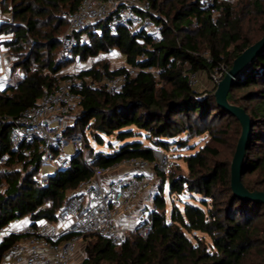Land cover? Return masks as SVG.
<instances>
[{
	"label": "trees",
	"instance_id": "obj_1",
	"mask_svg": "<svg viewBox=\"0 0 264 264\" xmlns=\"http://www.w3.org/2000/svg\"><path fill=\"white\" fill-rule=\"evenodd\" d=\"M149 1L152 10L159 14L153 16L161 29L159 43H153L152 36L144 30L132 33L122 27L112 34L103 22L76 34L78 38L86 36V40L69 60L61 55L60 37L67 28L65 15L75 11L81 0L1 1L2 12L10 7L12 16V23H0V35H12L3 44L12 57L10 71L14 74L18 70L22 76L17 83L6 84L0 90V161L7 156L5 165L22 166L26 154L12 148L6 116H18L36 105L45 91H55L65 78L60 72L66 66L92 60L94 66L84 73L96 74L101 68L110 75L120 74L126 66H138L141 71L116 94L107 93L103 87L86 90L70 133L80 132L87 137L86 132L91 130L99 145L104 144L106 135L116 134L120 141L135 137L133 129H126L129 127L146 131L152 145L158 147H166L169 144L164 140L184 133L192 138L209 132L210 140L185 158L188 175L171 174L172 163L168 174L156 170L162 179L155 199L159 211L152 215L154 228L147 239L131 233L124 245L114 246L100 237L85 236L86 257L81 264H264V205L234 196L230 189L232 160H216L220 151L213 146L229 140L237 142L241 133L239 121L217 106L215 87L198 100L201 94L188 86L180 70L168 68L176 60H187L192 70L206 74L219 63L228 65L230 70L234 59L264 36V0L248 2L246 13L238 12L230 0H218L220 14L216 22H212L211 12L203 7L202 0ZM250 6L255 13L249 10ZM203 46L209 50L212 63L201 56ZM114 50L125 58L126 65L119 69L112 68L103 56ZM153 67L158 69L157 75L145 71ZM238 76L228 101L246 110L252 126L242 182L249 191H264V51ZM211 119L226 123L212 130ZM87 141L88 138L85 155L73 156L71 168L50 175L47 186L32 179L42 166V156L38 154L24 163L22 172H0V187L4 186V191L0 190V227L25 217L32 222L54 221L58 209L93 174L86 163L90 159L92 165L102 168L129 158L154 160L153 148L140 141L125 143L109 154L94 151ZM186 142L176 143L185 147ZM255 175L257 179L250 178ZM167 183L170 194H197L210 199L211 206L207 207L205 200V209L185 203L179 210L174 205L168 218L164 194ZM197 232L210 237L211 249ZM190 233L192 239L188 237ZM17 240L19 236L12 234L0 244V263Z\"/></svg>",
	"mask_w": 264,
	"mask_h": 264
},
{
	"label": "built area",
	"instance_id": "obj_2",
	"mask_svg": "<svg viewBox=\"0 0 264 264\" xmlns=\"http://www.w3.org/2000/svg\"><path fill=\"white\" fill-rule=\"evenodd\" d=\"M202 3L211 12L212 22H216L220 14L219 1L202 0ZM153 16L158 15L149 0H81L75 11L65 15L67 28L60 37L61 55L67 60L74 57L81 44L76 34L103 22L112 34H117L122 27L132 33L144 30L152 36L153 43H159L161 29ZM205 57L212 63L209 56ZM89 64L85 70L66 74L61 85L55 91H45L36 105L22 110L16 117L6 116L12 148L26 154L22 166L34 154L42 156L40 171L32 178L40 186H47V178L57 171L70 169L73 156L86 153V135L69 130L84 100V92L103 87L107 93L116 94L141 71L138 66H126L117 75H110L101 68L96 74H86L84 72L91 69L94 62L90 60ZM173 66L180 70L192 89L199 87L203 73L216 88L229 71L224 63L213 66L207 74L192 70L187 60H176L168 68ZM145 71L158 74L155 67ZM207 95L203 93L197 99L203 100ZM153 156V162L129 158L106 168L92 165L91 159L86 161L93 174L79 184L73 197L58 209L54 221L32 222L27 217L24 224L13 220L0 227V244L9 235L19 236L0 264H81L76 254L78 242L85 236L100 237L114 246L124 245L131 233L147 239L154 228L152 215L159 211L155 202L154 169L168 174L171 166L169 158L160 150L153 149ZM6 159L4 156L2 161ZM119 169H126L128 174L104 179Z\"/></svg>",
	"mask_w": 264,
	"mask_h": 264
},
{
	"label": "rangeland",
	"instance_id": "obj_3",
	"mask_svg": "<svg viewBox=\"0 0 264 264\" xmlns=\"http://www.w3.org/2000/svg\"><path fill=\"white\" fill-rule=\"evenodd\" d=\"M2 0H0L1 3ZM222 1V0H221ZM239 0H235L234 2L229 1L230 4H232V6H235L238 12H247V8L246 5L248 2H252L253 0H243L242 2H238ZM263 10H264V3H263ZM255 8L253 6L249 7L250 11H253L255 13L256 10H254ZM10 7L6 10L2 12V8L0 6V23L1 24H10L12 23V16L9 12ZM155 14H157L159 16L158 13H156L155 11H153ZM247 22V21H246ZM245 22V27L247 25V23ZM12 37L11 34H7L4 33V35H0V65H1V70H0V77L1 79H3L4 85L6 84H15L17 83V81L21 78L22 73L18 70H16V73L11 74L12 70V57L9 56L8 53V49L5 47L4 41L5 40H9ZM86 40V36L82 35L80 37V41L81 43L83 41ZM209 56V50L203 46L202 47V52H201V56ZM106 56L108 61L112 64L111 67L114 69H119L122 66H125V58L124 55L121 52H118L116 50H114L113 52L103 55ZM73 64L71 63V65L66 66L64 69H62V71L60 72V76H65L66 74H69L73 71H77L76 68L74 66H72ZM213 87H209V86H199L197 87L195 90L198 94H203L206 93L209 95V91L212 90ZM226 122L223 120L220 121H214V119L210 120L209 126L212 128V130H218L221 126V124H225ZM126 129H133L134 133H136L135 137L132 138H127L123 141L118 140L117 135H106L103 136V145H99L92 137L91 135V130H88L87 133V144L88 146H92L94 151L96 152H102V153H113L115 151L120 150V148L128 142H142L143 145H145L146 147L149 148H153V149H158L161 152H163L171 161L172 165V172H175L176 174H184V175H188V169H187V164L185 161V158L188 157L189 155H193L195 154L200 148L204 147L205 144L210 140V134L209 132L204 133V135H200V136H195L190 138L189 137V133H184L182 135H179L175 138H172L171 140H164L166 143H168L169 145L165 146H154L151 143V140L149 139V134L144 131V130H140V129H136L135 127H129ZM177 140H182L183 142L187 141L186 144L187 146H182L181 144L176 143ZM237 142H233L231 140L229 141H224L221 144H213L214 147H216L219 151H220V156L218 158H216V160L219 161H224V162H230L232 159V155L233 152L235 150V146H236ZM11 170H18L22 172V166L19 165H13V166H8L4 164V161H0V172L2 173H8V171ZM155 172V178H156V170L154 169ZM253 180L257 179V175H255L254 177H250ZM155 185V193L158 192L159 186L162 183V179L161 178H157L156 181L154 180ZM1 191H4V186L1 185L0 187ZM164 194H165V200H166V206H167V210H168V218H170L171 212H172V208L173 206H177L179 210L183 209V206L185 203H191L194 205H198L201 206L203 209L204 206L202 205V201L205 200L204 198H202L200 195L197 194H191V193H187L184 192V194L182 195H177V194H170L169 193V186L168 183L165 185L164 187ZM206 206L209 207L211 206V200L210 199H206ZM264 221V217L261 218ZM17 222H19V224H24L25 221H27V217L25 218H21V219H17ZM196 235L198 236V238H202L204 237V241L206 242V244L208 245V248L211 249L212 246V242L211 239L208 235L202 234L197 232ZM188 237L190 239L193 238L192 234H188ZM79 245V251L76 254V259L77 262L81 263V261L86 257L85 254V248H86V242L83 240H80L78 242Z\"/></svg>",
	"mask_w": 264,
	"mask_h": 264
},
{
	"label": "water",
	"instance_id": "obj_4",
	"mask_svg": "<svg viewBox=\"0 0 264 264\" xmlns=\"http://www.w3.org/2000/svg\"><path fill=\"white\" fill-rule=\"evenodd\" d=\"M264 51V36L245 49L234 60L231 69L219 81L213 92L217 106L234 116L241 126V133L237 140V146L230 165V189L234 196L245 202L259 203L264 205V191H249L242 182L245 165L246 150L249 146L251 134V118L246 110L228 101L229 91L236 83L238 75L249 67L257 55Z\"/></svg>",
	"mask_w": 264,
	"mask_h": 264
},
{
	"label": "crops",
	"instance_id": "obj_5",
	"mask_svg": "<svg viewBox=\"0 0 264 264\" xmlns=\"http://www.w3.org/2000/svg\"><path fill=\"white\" fill-rule=\"evenodd\" d=\"M89 62H90V60H87L85 62L84 61H74L72 63L73 64L72 66H74L77 71L85 70V69L89 68V66H90ZM0 70H1V65H0ZM201 78H202L201 84L199 86H201V87H203V86L213 87V85L209 81L208 77H206L204 73L201 75ZM4 82L5 81H3V79H1V77H0V90L5 88L6 85H4ZM124 174H128L127 170L126 169H123V170L119 169L117 171L110 172L109 174H107L105 176L104 179H107L108 177L115 178V177L123 176ZM157 178L158 177L156 175V178L154 177V180L156 181Z\"/></svg>",
	"mask_w": 264,
	"mask_h": 264
}]
</instances>
